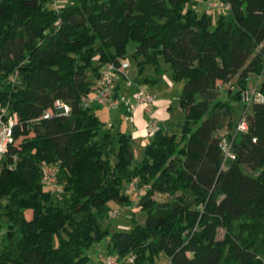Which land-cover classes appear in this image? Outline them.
Masks as SVG:
<instances>
[{
    "label": "trees",
    "instance_id": "trees-1",
    "mask_svg": "<svg viewBox=\"0 0 264 264\" xmlns=\"http://www.w3.org/2000/svg\"><path fill=\"white\" fill-rule=\"evenodd\" d=\"M220 1L213 24L196 0H70L57 9L0 0V107L15 117L0 159V264H89L86 250L104 238L132 264L161 254L168 264H264V100H241L252 89L264 98V0ZM129 41L137 86L166 72L183 82L180 132L159 126L141 161L130 134L81 105ZM147 65L153 75L140 78ZM232 81L244 133L219 99V85ZM56 100L68 116L44 119ZM222 140L233 159L224 160ZM46 167L57 192L43 182ZM133 182L135 202L125 189ZM111 202L145 211V223L102 227Z\"/></svg>",
    "mask_w": 264,
    "mask_h": 264
},
{
    "label": "rangeland",
    "instance_id": "rangeland-1",
    "mask_svg": "<svg viewBox=\"0 0 264 264\" xmlns=\"http://www.w3.org/2000/svg\"><path fill=\"white\" fill-rule=\"evenodd\" d=\"M214 1V0H213ZM69 4L70 0H61V3ZM209 0H196L195 4L192 6V8L197 12L198 15H202L204 13L210 15L213 20V24H215L216 19L218 15L221 13V8H211L209 9L208 6ZM137 47V43L134 41H129L126 46V56L123 59V61L128 63V69H127V78L129 81L134 83L135 78L138 76V67L136 65V62L132 58V54L135 51ZM153 75L152 67L147 65L143 68L140 78L150 77ZM159 83L155 85H143L145 90H151L155 89L154 86L157 87V89L164 90L167 88L166 80L168 79L171 81L169 73L166 72L159 78ZM133 85H136L135 83ZM251 86V85H250ZM183 82H180V85H177V88L170 94H167L168 100H166V104L169 109H167V113L169 114V120L170 125L167 129L169 132L179 133L180 128L179 124L183 120V113L179 109L178 106V100L182 92ZM238 90L236 84L234 81H232L229 84L226 85H219V99L228 102L231 111H232V123L233 126L237 125L240 121L241 117L243 116L244 107L243 103L240 101L231 100L228 98V94H234ZM123 106H118L112 110H106L105 108H95L92 107L91 111L98 117V119L103 123L104 127L110 128H117L119 127L120 130L126 134H132L131 128H133V125H130L128 123V119L126 115L125 117H121L120 120L118 116H120V112H118ZM169 111V112H168ZM226 134V130H223L221 133V136H224ZM148 143L152 141L151 138L148 139ZM139 142L135 143L134 146V154L135 159L138 161H141L143 158V148H141L138 144ZM136 189V182L130 183L125 185L126 191L129 193L130 189ZM159 201H163L164 198L160 197L158 199ZM110 207V213L106 218H100L99 223L104 228H118L122 230H130L132 228L133 224H141L143 225L146 220V212L145 211H137L135 212L136 208L135 206H120L114 202L109 203ZM111 212H116L115 216L111 215ZM27 219L31 218V212L27 211L25 213ZM4 228L0 229V248L2 243V234L4 232ZM221 235V234H220ZM109 239L104 238L99 243H94L92 246L88 247L86 250V255L89 258V264H102L99 259V255H102L104 258L108 259L110 257H116V254L113 252H108L106 250V247L108 245ZM155 264H168L167 258L161 254L158 256V258L155 260Z\"/></svg>",
    "mask_w": 264,
    "mask_h": 264
},
{
    "label": "built area",
    "instance_id": "built-area-1",
    "mask_svg": "<svg viewBox=\"0 0 264 264\" xmlns=\"http://www.w3.org/2000/svg\"><path fill=\"white\" fill-rule=\"evenodd\" d=\"M55 9L61 5V0H52ZM209 9L211 8H224V5L220 0H209ZM128 63L120 61L119 66L113 64H107L100 70V75L97 83L92 88L91 93L81 98V105L83 108H90L92 106L105 108L106 110H112L118 106H123L126 114H131L137 107H143L147 117V123L145 131L147 135H152L159 127V123L153 117V105L156 102L155 95L148 93L144 88L139 87L135 93L131 96H126L117 90L120 86L119 81H122L125 88H131L133 83L127 78ZM117 88V89H116ZM254 99L261 102L264 100L262 96L257 93L256 89L247 90L241 93V100L243 103L249 105ZM69 114V107L61 100L54 102L53 108L44 112L43 118L48 119L50 117H67ZM15 123L14 116H7L5 110L0 107V159L4 156L7 147L12 143V127ZM248 129L246 121L242 118L236 125L235 132L244 133ZM219 147L224 155L225 159H233L234 156L230 152V145L224 140L219 144ZM43 182L50 187L52 192H57L58 188L55 185V168L46 167ZM141 190L135 188L130 189L131 199L133 202L137 200ZM112 216L116 215V212H111ZM100 262L102 264H132L133 258L119 259L116 257H110L108 259L99 255Z\"/></svg>",
    "mask_w": 264,
    "mask_h": 264
},
{
    "label": "crops",
    "instance_id": "crops-1",
    "mask_svg": "<svg viewBox=\"0 0 264 264\" xmlns=\"http://www.w3.org/2000/svg\"><path fill=\"white\" fill-rule=\"evenodd\" d=\"M158 78H157L156 84L159 83ZM119 84H120V89H119L120 93H123L126 96H131L133 93L137 91L139 87H142V88L144 87V86L133 85L131 88L128 89L123 86V83H119ZM166 84H167V88L164 90L157 89L156 86H154L155 89L146 90L148 93H151L155 95L156 97V102L153 105V117L155 120L158 121L159 126L164 130H167L170 125V120H169L170 113H167V109H169L170 107H168V105L165 102L166 100H168V98L166 97H167V94L172 93L177 88V85L178 86L180 85V82L174 83L167 79ZM118 112H120L118 113L120 114V116H118L120 120L122 119L121 117L126 118L127 116L126 119H128V123L130 125H133V128H131L132 130L131 136L134 142V146L136 142H139L138 143L139 146L144 149V147L148 144V141H149L148 139L151 138V135H147L145 131L147 117H146L143 107H137L129 115L126 114L124 107H122Z\"/></svg>",
    "mask_w": 264,
    "mask_h": 264
}]
</instances>
